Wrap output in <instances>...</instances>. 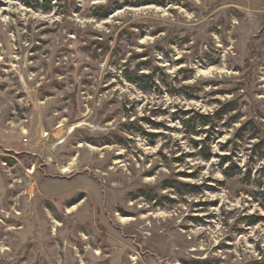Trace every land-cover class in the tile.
<instances>
[{
  "label": "rangeland",
  "instance_id": "1",
  "mask_svg": "<svg viewBox=\"0 0 264 264\" xmlns=\"http://www.w3.org/2000/svg\"><path fill=\"white\" fill-rule=\"evenodd\" d=\"M0 264H264V0H0Z\"/></svg>",
  "mask_w": 264,
  "mask_h": 264
},
{
  "label": "trees",
  "instance_id": "2",
  "mask_svg": "<svg viewBox=\"0 0 264 264\" xmlns=\"http://www.w3.org/2000/svg\"><path fill=\"white\" fill-rule=\"evenodd\" d=\"M27 4L32 5V4H30L29 2H27ZM44 9H45V10H49V9H50V6H46V8H44ZM141 77L144 78V79L149 78L148 80L153 82V77H152V76H149V75H142ZM129 79H130L131 81H137V82L140 81V78H139V77H129ZM141 80H142V79H141ZM145 88H148V86H145ZM198 117L200 118V120H201L203 123H205L203 120H206V122L208 121V120L206 119V118H208V116H205V115H199ZM199 118H198V119H199ZM206 158H208V156H207Z\"/></svg>",
  "mask_w": 264,
  "mask_h": 264
}]
</instances>
